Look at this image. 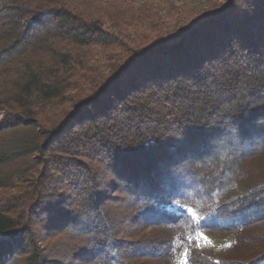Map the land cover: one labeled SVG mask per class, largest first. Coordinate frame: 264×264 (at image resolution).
<instances>
[{"label": "trees", "instance_id": "trees-1", "mask_svg": "<svg viewBox=\"0 0 264 264\" xmlns=\"http://www.w3.org/2000/svg\"><path fill=\"white\" fill-rule=\"evenodd\" d=\"M138 1L0 0V264H48L41 229L79 225L96 232L98 264H174L180 243L187 264H264V168L251 170L264 155V0L203 12L161 0L166 16ZM166 158L190 162L188 179L148 174ZM104 166L138 176L126 190L141 214L186 199L203 218L167 215L141 242H110ZM202 231L230 248L200 247Z\"/></svg>", "mask_w": 264, "mask_h": 264}, {"label": "rangeland", "instance_id": "rangeland-1", "mask_svg": "<svg viewBox=\"0 0 264 264\" xmlns=\"http://www.w3.org/2000/svg\"><path fill=\"white\" fill-rule=\"evenodd\" d=\"M108 1L113 2L116 0ZM146 1L155 2L162 10V13L165 16L167 15V9L162 4L161 0H139L138 5H141ZM176 1L192 12H203L210 7L222 6L229 2V0ZM2 119L3 115L0 114V121ZM7 137L8 136H6V138ZM0 138L5 137L4 135H1ZM172 160V158L162 160L148 174L155 177L158 176V174H169L176 170V173L182 175V182L184 179H188L185 172L186 167L190 165V162L184 163L183 166L180 165V167L182 166L181 169H174L175 163L171 162ZM251 168L253 174L261 172L264 168V155H262L259 160H255ZM126 175H128V179L125 178V176H123L124 178L118 177L105 166L102 169V206L100 209L104 212V216L109 214L113 221L110 226L115 235L109 239L111 240L110 242L122 241L126 245L125 248L127 245L129 246L130 243L141 242L153 232L155 229L154 223L165 222V220H167L165 216L167 215H169L167 217L171 218L173 221L177 220L179 223L188 221V219L191 220V223L199 222L203 218L186 199H179L176 203L167 206L164 208V213L162 212L163 214H141L143 209L148 206L146 201L141 200L135 202L136 199L131 197L130 192H127L126 190L128 183L135 185L138 176L127 173ZM130 175L134 176L132 181L129 177ZM67 207L76 208L72 204H69ZM188 226L190 225L188 224L185 227ZM64 227L60 229L61 231L59 229H57V231L56 228H53L50 232L45 231L44 228L41 229L39 246H41L44 253L47 255L48 264H98V261H91L89 257V254H93L92 239L96 236V232L91 233L87 228L86 231H84L85 228L81 225L76 227V229H64ZM101 239L102 238L100 237L99 240L101 241ZM194 239L197 240L200 247L214 251L216 256H220L231 246L230 235L218 231L214 234L203 231L198 232ZM111 250H113V248H110L108 251ZM120 252L122 253L123 250ZM188 253V245L180 243L176 250V260L174 264H185V261H187L188 258ZM127 255L131 256L133 255V252H129ZM20 257L23 258L24 255H21Z\"/></svg>", "mask_w": 264, "mask_h": 264}, {"label": "snow or ice", "instance_id": "snow-or-ice-1", "mask_svg": "<svg viewBox=\"0 0 264 264\" xmlns=\"http://www.w3.org/2000/svg\"><path fill=\"white\" fill-rule=\"evenodd\" d=\"M206 225L202 224L201 227H205ZM185 264H187V261H185Z\"/></svg>", "mask_w": 264, "mask_h": 264}]
</instances>
